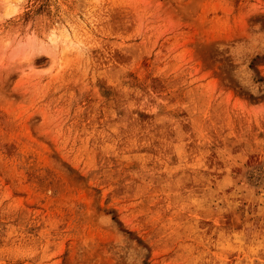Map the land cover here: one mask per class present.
<instances>
[{
  "label": "rangeland",
  "instance_id": "374dc122",
  "mask_svg": "<svg viewBox=\"0 0 264 264\" xmlns=\"http://www.w3.org/2000/svg\"><path fill=\"white\" fill-rule=\"evenodd\" d=\"M0 264H264V0H0Z\"/></svg>",
  "mask_w": 264,
  "mask_h": 264
}]
</instances>
